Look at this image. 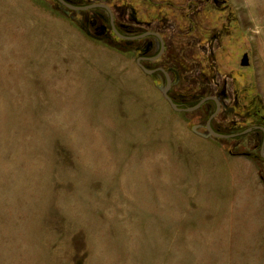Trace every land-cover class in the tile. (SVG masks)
I'll list each match as a JSON object with an SVG mask.
<instances>
[{
    "label": "rangeland",
    "instance_id": "1",
    "mask_svg": "<svg viewBox=\"0 0 264 264\" xmlns=\"http://www.w3.org/2000/svg\"><path fill=\"white\" fill-rule=\"evenodd\" d=\"M228 1L238 32L217 125L240 115L241 92L264 113V0ZM124 3L109 6L129 26ZM167 44L157 64H190ZM133 46L97 12L0 0V264H264V163L239 155L255 138L194 132L204 110H172Z\"/></svg>",
    "mask_w": 264,
    "mask_h": 264
},
{
    "label": "flooded vegetation",
    "instance_id": "2",
    "mask_svg": "<svg viewBox=\"0 0 264 264\" xmlns=\"http://www.w3.org/2000/svg\"><path fill=\"white\" fill-rule=\"evenodd\" d=\"M62 1L70 8L54 0L72 12H97L98 20L119 42L134 44V50L142 47L136 64L146 71L145 74L164 84L160 90L165 92L171 103L182 113L204 110L206 119L193 127L194 132L203 138L219 141H237L252 135L255 138L253 150L256 149L257 154L241 152L239 155L264 163V113L258 111L254 114L250 111L247 102H243L248 94L241 92L236 95L238 106L232 109L237 111L241 108L240 115L232 111L230 114L233 118L226 124L215 123L223 110H227L223 103L230 98L226 91V79H232L231 75L228 77L225 74V80H220L222 67L219 60L225 61L223 57L228 56L227 51L231 52L233 35L237 36L238 32L233 26L228 0H123L126 2L123 6L127 7L132 19L129 26L117 24L109 6L110 1L119 3V0H93L87 5H79L71 0ZM168 39L172 48L188 51L190 64L186 63L185 55L176 54L172 55V63L157 64L168 52ZM141 42H144L143 46L135 45ZM244 61L246 65L243 66ZM239 66H249L247 53L241 55ZM186 73L189 75L184 78L183 74ZM185 81H190L191 90L182 88L176 92ZM254 115L262 122H249ZM208 129L218 137L209 135ZM198 130H204L205 134H200Z\"/></svg>",
    "mask_w": 264,
    "mask_h": 264
},
{
    "label": "water",
    "instance_id": "3",
    "mask_svg": "<svg viewBox=\"0 0 264 264\" xmlns=\"http://www.w3.org/2000/svg\"><path fill=\"white\" fill-rule=\"evenodd\" d=\"M56 1H57L59 4L68 7V6H67L62 0H56ZM68 8H70V7H68ZM244 65H246V62H245V61L243 62V66H244ZM142 71H143L144 73H146L145 70L142 69ZM162 94H163L164 99H165L166 102L169 104V106L171 107L172 110H174V111H176V112H181L180 110H178V109L176 108V106H175L174 104L171 103V101H170V100L168 99V97L165 95V92H162ZM188 111H190V110H188ZM208 132H209V135H211V136H213V137H218L217 135H215L214 133H212L209 129H208Z\"/></svg>",
    "mask_w": 264,
    "mask_h": 264
},
{
    "label": "crops",
    "instance_id": "4",
    "mask_svg": "<svg viewBox=\"0 0 264 264\" xmlns=\"http://www.w3.org/2000/svg\"><path fill=\"white\" fill-rule=\"evenodd\" d=\"M231 1H233V0H231ZM247 3H249V0H245ZM264 206L262 205V208H260V210H262L263 211V213H264V208H263ZM263 232H264V228H263Z\"/></svg>",
    "mask_w": 264,
    "mask_h": 264
}]
</instances>
